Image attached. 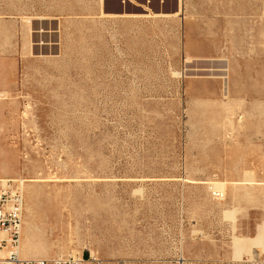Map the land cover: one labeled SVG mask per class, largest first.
<instances>
[{"label":"rangeland","instance_id":"obj_1","mask_svg":"<svg viewBox=\"0 0 264 264\" xmlns=\"http://www.w3.org/2000/svg\"><path fill=\"white\" fill-rule=\"evenodd\" d=\"M0 177L27 257L264 264V0H0Z\"/></svg>","mask_w":264,"mask_h":264},{"label":"built area","instance_id":"obj_2","mask_svg":"<svg viewBox=\"0 0 264 264\" xmlns=\"http://www.w3.org/2000/svg\"><path fill=\"white\" fill-rule=\"evenodd\" d=\"M25 182L20 178L0 177V264H99L96 256L57 255L22 257Z\"/></svg>","mask_w":264,"mask_h":264},{"label":"bare ground","instance_id":"obj_3","mask_svg":"<svg viewBox=\"0 0 264 264\" xmlns=\"http://www.w3.org/2000/svg\"><path fill=\"white\" fill-rule=\"evenodd\" d=\"M92 255L96 256L93 252H91ZM21 255L22 257H27V256H24L23 253H22V242H21ZM61 256L64 255V254H60ZM65 255H70V254H65ZM71 255H77V254H71ZM97 259H98V256H97Z\"/></svg>","mask_w":264,"mask_h":264}]
</instances>
